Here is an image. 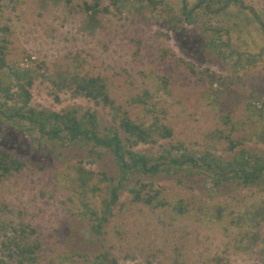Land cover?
Listing matches in <instances>:
<instances>
[{"label":"rangeland","instance_id":"obj_1","mask_svg":"<svg viewBox=\"0 0 264 264\" xmlns=\"http://www.w3.org/2000/svg\"><path fill=\"white\" fill-rule=\"evenodd\" d=\"M239 1L224 10V18L233 28L231 42L236 51L224 60L206 47L200 24L171 29L165 11L153 10L146 0L100 13L93 31L84 30L85 15L69 13L62 0H18L14 8L0 0V26L6 24L12 32L10 58L20 60L28 54L45 60L52 69L81 65L91 74L106 76L112 83L115 104L127 109L133 119H140L144 109L131 105V98L144 89L150 91L151 102L160 110L157 114L173 131V142H183L196 152L211 148L228 157L226 144L208 141L206 135L223 126L220 116L229 112L243 130L238 136L251 137L246 146L264 155L260 141L264 139L251 135L261 129L254 126H262L257 109H252V115L247 111L248 102L257 107L264 104V0ZM75 2L81 4V0ZM164 2L166 7L177 4ZM107 3L101 0V4ZM189 64L201 74L192 75ZM207 74L219 78L209 84L212 80ZM164 77L170 83L167 86ZM164 86L167 89L163 90ZM31 94V105L36 108L62 111L95 107L92 101L74 97L67 89L55 95L52 84L41 78L34 82ZM95 108L102 126H109V108ZM167 142L140 145L136 150L157 155ZM0 148L26 163L21 171L0 178V223H24L35 229L28 240L38 238L41 242L37 252L40 264H84L78 254L91 258L110 247L119 264H264V217L247 229L258 236L254 238L239 234L227 215L254 201L257 193L252 195L251 189L232 183L215 189L205 175H181L180 183L177 176L145 179L153 183L154 190H161V198L188 201V212L177 215L168 208L132 203L131 195L122 192L120 202L125 208L115 211L106 232L96 237L91 235L87 220L79 216L77 201L68 200L72 190L68 180L74 177L73 167L79 162L88 170L114 176L116 165L110 154L101 152L97 157L89 155V148L43 141L39 145L6 126H0ZM106 195L103 187L100 198ZM219 209L221 219H217ZM7 235L12 232L8 230ZM5 238L0 237V247Z\"/></svg>","mask_w":264,"mask_h":264},{"label":"trees","instance_id":"obj_2","mask_svg":"<svg viewBox=\"0 0 264 264\" xmlns=\"http://www.w3.org/2000/svg\"><path fill=\"white\" fill-rule=\"evenodd\" d=\"M17 1L5 0L6 5L13 8ZM132 1L134 0H108V3L103 5L101 0H81V4L75 0H62L69 13L85 15L86 25L82 28L89 31H93L99 23L97 17L100 13H110V8L117 10ZM146 1L153 10L165 11L164 17L168 15L171 29L185 30L186 25L200 24L207 38L205 41L207 48L214 51L222 60L234 56L236 51L233 50L231 42L233 28L227 24L224 16L225 9L231 4H239V0H169L177 2L174 7L172 5L166 7L164 0ZM161 4L163 6L160 8ZM252 14L261 23L258 14L254 11ZM261 28L264 34V25H261ZM11 33L8 25L0 26V126H6L21 135L31 137L39 145L43 141L52 142L60 147L89 148V155L96 154L97 157L101 152L108 153L116 165V174L108 176L105 172L96 173L88 170L79 162L73 167L74 177L68 180L72 185L68 200L77 201L80 207L79 216L87 220L91 235L102 236L117 210L123 211L125 207L120 202L122 192L131 195L132 203H142L152 209L164 207L177 215H185L191 205L188 201L179 198L172 202L161 198V190H154L153 183L144 180L166 175L171 178L177 176L180 183L181 175H205L215 189L232 183L237 187L253 190L251 194L254 196L257 193V197L250 204L227 215H231L232 223L236 224L239 234L258 237L247 232V229L257 226L258 218L262 220L264 217V155L252 152L246 146L251 137L238 136V132L243 130L239 128L241 126H238L237 122L232 121L229 112L220 116L223 126L215 127L206 135L208 141L213 143L224 142L228 157L216 154L211 148L200 152L192 151L183 142H173V131L157 114L160 110L156 103L151 102V93L147 89L142 90L137 98H131V105L142 106L144 109L140 119H133L127 109L115 104L111 95L112 83L106 76L91 74L81 65L74 69L70 67L52 69L45 60L32 58L28 54L20 60L10 58ZM189 72L194 76L201 74L190 64ZM206 77L212 80L209 84L219 78L208 74ZM39 78L52 84L55 95L67 89L74 97L92 101L95 107L109 108L112 123L109 126H102L95 107L84 110L69 108L62 111L34 107L31 105V89ZM162 79L164 85L170 84L165 77ZM199 81L203 82L204 78H199ZM166 86L163 90L167 89ZM211 90L212 87L208 92ZM252 109H257L256 114L260 117L258 121L262 126H254L255 130L257 127L261 129L251 135H259L264 139V120L261 121L264 119V104L257 107L248 102L247 111L250 115L254 111ZM160 140L168 142L161 146L162 150L157 155L136 150L140 145H158ZM260 141L264 143V140ZM25 166L26 163L17 155L0 148V178L9 177ZM102 184L107 191L104 198H100ZM228 208L229 206H226L224 214ZM221 211L222 209L218 210L217 219H221ZM210 219L214 220V216ZM8 230L12 235H7ZM35 233V229L24 223H19L18 226L0 223V237H6L1 241L0 264H40L37 252L41 242L38 238L28 240ZM261 250H264V245L261 246ZM78 256L84 264H119L111 247L91 258L85 254ZM66 260H70L69 257Z\"/></svg>","mask_w":264,"mask_h":264}]
</instances>
